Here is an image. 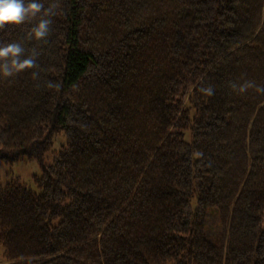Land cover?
I'll return each instance as SVG.
<instances>
[{
	"label": "trees",
	"instance_id": "1",
	"mask_svg": "<svg viewBox=\"0 0 264 264\" xmlns=\"http://www.w3.org/2000/svg\"><path fill=\"white\" fill-rule=\"evenodd\" d=\"M43 3L46 37L0 30L37 53L0 76V163L41 166L0 181L8 264H264V93L232 87L264 85V0Z\"/></svg>",
	"mask_w": 264,
	"mask_h": 264
},
{
	"label": "clouds",
	"instance_id": "2",
	"mask_svg": "<svg viewBox=\"0 0 264 264\" xmlns=\"http://www.w3.org/2000/svg\"><path fill=\"white\" fill-rule=\"evenodd\" d=\"M54 9V5L46 8L43 0H0V30L23 25L30 18L39 16L37 22L32 25L29 35L37 39L44 38L50 30ZM24 52L25 49L19 42H0V76L9 77L25 69H34L37 65L35 59L37 53L33 51L30 55H23ZM32 75L36 77L39 74L33 71ZM232 87L238 88L240 92L255 87L258 92L264 93V85H256L253 81L233 83ZM200 90L208 95L213 94L211 86L201 87Z\"/></svg>",
	"mask_w": 264,
	"mask_h": 264
},
{
	"label": "rangeland",
	"instance_id": "3",
	"mask_svg": "<svg viewBox=\"0 0 264 264\" xmlns=\"http://www.w3.org/2000/svg\"><path fill=\"white\" fill-rule=\"evenodd\" d=\"M66 142L67 140L64 134L58 135L51 151H59L61 147L66 144ZM47 156L51 157V154ZM36 175H41V166L35 158H23L15 163H0V181L3 185L12 182L19 183L29 186L33 190L39 192L40 190L34 180ZM3 252L4 249L0 245V264H8V262L4 259Z\"/></svg>",
	"mask_w": 264,
	"mask_h": 264
}]
</instances>
